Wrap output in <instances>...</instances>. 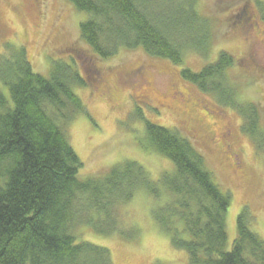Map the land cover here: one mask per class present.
Here are the masks:
<instances>
[{
  "label": "trees",
  "instance_id": "1",
  "mask_svg": "<svg viewBox=\"0 0 264 264\" xmlns=\"http://www.w3.org/2000/svg\"><path fill=\"white\" fill-rule=\"evenodd\" d=\"M67 1L88 15L81 39L100 59L140 48L180 65L186 50L205 46L206 51L211 41V21L199 0ZM256 3L264 22V4ZM4 56L0 84L9 95L0 90V264H112L108 249L82 240L78 232L89 227L99 235L123 234L117 208L138 191L163 200L154 218L173 247L186 252L188 264H264V241L251 230L248 209L239 215L237 238L227 250L231 196L189 138L145 122L142 147L175 169L161 178L166 195L136 162L82 180L83 164L71 146L69 126L78 115H87L75 91L84 81L64 64L54 65L48 78L35 73L22 47L12 51V62ZM235 63L222 52L216 63L199 73L184 69L182 77L236 111L243 132L264 156L261 109L239 102L228 78ZM137 115L143 119L140 111ZM168 194L175 199L168 200Z\"/></svg>",
  "mask_w": 264,
  "mask_h": 264
},
{
  "label": "rangeland",
  "instance_id": "2",
  "mask_svg": "<svg viewBox=\"0 0 264 264\" xmlns=\"http://www.w3.org/2000/svg\"><path fill=\"white\" fill-rule=\"evenodd\" d=\"M257 1L264 4V0H199V9L211 21V41L206 51L205 46L186 50L183 63L174 65L140 48L121 49L112 58L100 59L81 39L80 26L88 15L67 0H0V59L6 53L5 60L12 62V51L22 47L35 73L48 78L54 65L64 64L84 81L85 86L75 91L88 116L78 115L69 126L71 146L83 164L82 180L102 178L119 164L136 162L159 182L164 195L161 178L175 169L168 159L142 147L145 122L189 138L204 155L217 184L231 196L230 250L244 209L254 219L251 230L264 241V156L243 132L241 116L186 81L182 70L199 73L216 63L222 52L231 55L236 63L227 71L230 84L239 102L260 107L264 129V22ZM14 9L21 12L22 21ZM250 52L252 57L244 62ZM0 90L9 95L4 85ZM203 126L210 127L212 141ZM223 152L237 155L238 167L229 165ZM173 198L168 194V200ZM162 204V199L156 202L146 191H138L131 202L117 208L123 234L99 235L82 227L78 236L108 249L112 264H188L186 252L173 247L154 218L155 208Z\"/></svg>",
  "mask_w": 264,
  "mask_h": 264
},
{
  "label": "flooded vegetation",
  "instance_id": "3",
  "mask_svg": "<svg viewBox=\"0 0 264 264\" xmlns=\"http://www.w3.org/2000/svg\"><path fill=\"white\" fill-rule=\"evenodd\" d=\"M13 13L16 15V17L20 20V21H22V14H21V12L19 11V10H17V9H14L13 10ZM261 35V34H260ZM252 56H251V52L250 53H247V55L245 56V58H244V62L247 60V59H250ZM137 72H135V73H139V69H137L136 70ZM134 75V74H133ZM99 84L101 85V81H100V79H99ZM150 84V83H149ZM203 129H204V132L206 133V136L209 138V141H212V139H213V133H212V131L210 130V127L209 126H203ZM223 150H227V147L226 146H224V145H221L220 146ZM223 155H225V161L229 164V165H231L232 166V163L236 166V167H238V165H239V163H238V156L237 155H235V154H233V153H224L223 152Z\"/></svg>",
  "mask_w": 264,
  "mask_h": 264
}]
</instances>
